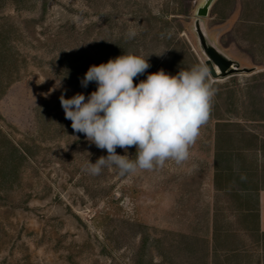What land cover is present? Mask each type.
Masks as SVG:
<instances>
[{
    "label": "rangeland",
    "instance_id": "374dc122",
    "mask_svg": "<svg viewBox=\"0 0 264 264\" xmlns=\"http://www.w3.org/2000/svg\"><path fill=\"white\" fill-rule=\"evenodd\" d=\"M205 1L0 0V264H264V0H211L200 16ZM201 38L236 70L209 75L189 158L86 171L108 153L73 132L61 94L87 100L89 67L128 52L150 55L134 84L205 65Z\"/></svg>",
    "mask_w": 264,
    "mask_h": 264
},
{
    "label": "clouds",
    "instance_id": "9594fccd",
    "mask_svg": "<svg viewBox=\"0 0 264 264\" xmlns=\"http://www.w3.org/2000/svg\"><path fill=\"white\" fill-rule=\"evenodd\" d=\"M136 35L129 29L127 38ZM147 58L143 53L128 52L92 65L80 81L84 88L92 82L97 84L87 100L83 93L67 99L62 93L59 97L73 132L84 134L90 144L108 153L95 163L88 161L86 171L91 175H99L105 167L125 176L138 169L162 168L169 160L181 164L189 158L191 146L209 120L215 90L208 67L197 64L189 70L181 68L176 75L161 69L134 84V78L151 66ZM59 86L60 82L50 92ZM133 146L134 160L128 155ZM117 147L125 155H118Z\"/></svg>",
    "mask_w": 264,
    "mask_h": 264
},
{
    "label": "water",
    "instance_id": "95a60500",
    "mask_svg": "<svg viewBox=\"0 0 264 264\" xmlns=\"http://www.w3.org/2000/svg\"><path fill=\"white\" fill-rule=\"evenodd\" d=\"M210 2L211 0H206L205 3L197 9V14L200 16L206 15ZM201 45L208 55V58L205 60V66L208 67L209 75L212 78H217L219 76L215 66L220 71L221 75L230 74L236 70L231 60L224 58L217 50L206 45L203 38H201Z\"/></svg>",
    "mask_w": 264,
    "mask_h": 264
},
{
    "label": "crops",
    "instance_id": "0c3cea01",
    "mask_svg": "<svg viewBox=\"0 0 264 264\" xmlns=\"http://www.w3.org/2000/svg\"><path fill=\"white\" fill-rule=\"evenodd\" d=\"M257 226L264 233V190H260L257 195Z\"/></svg>",
    "mask_w": 264,
    "mask_h": 264
},
{
    "label": "trees",
    "instance_id": "16d2710c",
    "mask_svg": "<svg viewBox=\"0 0 264 264\" xmlns=\"http://www.w3.org/2000/svg\"><path fill=\"white\" fill-rule=\"evenodd\" d=\"M19 151H20V152H19V153H20V154H19V157H24V156H26V155H25V151H22V150H19Z\"/></svg>",
    "mask_w": 264,
    "mask_h": 264
}]
</instances>
